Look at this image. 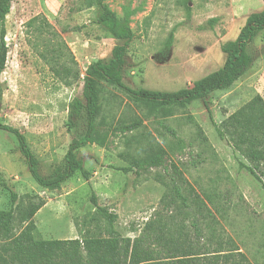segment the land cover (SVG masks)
Segmentation results:
<instances>
[{
  "label": "rangeland",
  "instance_id": "obj_1",
  "mask_svg": "<svg viewBox=\"0 0 264 264\" xmlns=\"http://www.w3.org/2000/svg\"><path fill=\"white\" fill-rule=\"evenodd\" d=\"M119 21L128 11L133 38L127 43L130 67L123 83L133 90L177 92L219 70L224 62L221 45L236 40L247 17L264 9V0H192L188 15L183 0H103ZM98 10L89 0H14L7 17L6 68L0 76L3 98L0 123L18 129L36 156L39 172L50 176L62 164L73 140L85 135V119L72 128L68 106L83 93L84 76L97 61L108 63L112 49L123 45L97 22ZM41 18L30 24V21ZM215 20V23L208 22ZM44 27L39 33L37 28ZM175 30L171 48H166ZM65 42L66 45H63ZM55 48V60L80 78L66 87L51 73L39 52ZM254 58L251 68L226 92L209 96V110L196 100L170 117L150 116L114 87L104 89L100 132L107 135L106 148L93 144L78 151L89 181L80 176L60 190L41 188L32 178L15 136L0 131V172L6 188L0 187V210L11 209V193L21 207L15 210L14 233L21 230L19 212L26 197L46 202L60 221L41 228L37 237L47 240L79 239L84 216L96 218L105 236L110 225L91 202L116 216L113 230L123 238L138 237L150 222L168 226L198 224L203 235L212 225L223 239H231L251 264H264V190L240 164L251 165L239 151L221 140L215 125L222 123L254 95L264 98V32L248 47ZM74 58V61L73 59ZM142 121L136 130L122 134L119 122ZM166 151L164 165L147 172L132 170L131 158H143L157 147ZM264 181V164L261 167ZM175 186L182 198L177 197ZM194 194L212 197L213 216L199 214ZM18 202L16 203V205ZM95 223H93L94 225ZM201 244H205V237ZM198 240V239H197ZM233 246H231L232 248Z\"/></svg>",
  "mask_w": 264,
  "mask_h": 264
},
{
  "label": "trees",
  "instance_id": "obj_2",
  "mask_svg": "<svg viewBox=\"0 0 264 264\" xmlns=\"http://www.w3.org/2000/svg\"><path fill=\"white\" fill-rule=\"evenodd\" d=\"M13 1L0 0V76L7 63L6 22ZM191 1L183 0L189 16ZM89 7L98 10V24L115 39L125 43L112 49V58L108 63L97 61L88 67L84 76L82 95L74 98L68 106L69 125L72 128L77 127L80 121L85 119V135L72 141L62 164L50 176L44 177L39 172L38 160L27 138L18 129L0 123V131L10 133L17 139L20 153L25 158L34 181L48 191L60 190L76 176L89 181L90 173L84 168L83 161L78 157V151L93 144L106 148L108 137L100 132V120L103 119L101 117L104 111V89L100 86V82L123 92L129 101L145 108L153 117L158 115L164 118L170 117L176 110H184L196 100H202L209 110L207 102L209 96L216 92L231 90L250 69L254 58L248 53V47L261 32H264L263 9L247 17L246 24L236 40L221 45L225 57L222 67L194 82L192 87L171 93L146 89L133 90L123 83L124 74L130 67L127 43L133 38L130 29V16L133 12L128 11L124 20L119 21L104 5L103 0H89ZM40 18V16L33 18L30 24L33 25ZM208 23L213 24L215 20ZM37 31L43 32L44 27L41 25ZM174 33L175 30L170 33L166 43L167 49L173 45ZM62 44L66 45L65 42ZM56 51L55 48L48 49L39 52V56L44 59L53 76L66 87H70L79 80L80 74L73 75L72 70L65 65H59L55 60ZM72 59L74 61V58ZM2 98L0 83V101ZM142 124L140 120L130 125L119 122L117 130L125 134L140 128ZM215 128L221 140L233 145L251 163L250 166L242 163L240 167L256 178L264 190L261 174V167L264 164V98L260 94L254 95L221 126L215 125ZM165 157L166 151L159 146L143 158H131L130 168H125L123 171L147 172L161 168ZM0 187H7L1 172ZM174 190L177 197L182 198L177 186ZM25 199L26 207L19 212L21 230L18 234H15L13 229L15 209L20 208L22 204L18 195L11 193L10 210H0V264H251L231 239H223L210 224H207L206 236L203 235L200 225L196 223L190 230L184 225L168 226L162 221H156L148 223L141 234L133 240L120 237L113 230L116 216L98 205L94 192L91 194V202L97 209L98 215L107 219L111 229L109 236L103 234L96 218L84 216L78 228L81 238L44 240L37 237L38 228L34 217L46 202L38 197L27 196ZM193 205L199 214L204 212L209 217L213 216L210 205H214L219 212L218 206L210 196L202 199L194 194ZM203 236L206 239L205 244L200 243Z\"/></svg>",
  "mask_w": 264,
  "mask_h": 264
},
{
  "label": "crops",
  "instance_id": "obj_3",
  "mask_svg": "<svg viewBox=\"0 0 264 264\" xmlns=\"http://www.w3.org/2000/svg\"><path fill=\"white\" fill-rule=\"evenodd\" d=\"M59 221L60 220L56 218L55 214L51 212V210L46 206H44L41 210H39L38 213L34 217V222L38 230H40L41 228H47V229L52 228ZM44 240H47V239H44Z\"/></svg>",
  "mask_w": 264,
  "mask_h": 264
},
{
  "label": "water",
  "instance_id": "obj_4",
  "mask_svg": "<svg viewBox=\"0 0 264 264\" xmlns=\"http://www.w3.org/2000/svg\"><path fill=\"white\" fill-rule=\"evenodd\" d=\"M0 106H1V102H0Z\"/></svg>",
  "mask_w": 264,
  "mask_h": 264
}]
</instances>
